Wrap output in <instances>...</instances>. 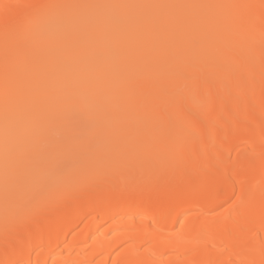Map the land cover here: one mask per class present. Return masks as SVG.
<instances>
[{"label":"bare ground","instance_id":"obj_1","mask_svg":"<svg viewBox=\"0 0 264 264\" xmlns=\"http://www.w3.org/2000/svg\"><path fill=\"white\" fill-rule=\"evenodd\" d=\"M5 4L0 264H264V0Z\"/></svg>","mask_w":264,"mask_h":264},{"label":"snow or ice","instance_id":"obj_2","mask_svg":"<svg viewBox=\"0 0 264 264\" xmlns=\"http://www.w3.org/2000/svg\"><path fill=\"white\" fill-rule=\"evenodd\" d=\"M4 9L5 16L7 17L9 13H11L15 9H21V8H34L36 6H30V5H11V4H5L0 6ZM44 17L37 11L32 12H25L22 15L19 16L18 19H16L10 26L6 24V34H9V31L11 35H13L19 42H23L29 38V36L35 34L38 30L41 29L42 25L44 24ZM87 113H74L72 114V118L78 119L81 123H86ZM166 118L165 116H162V119ZM94 128L95 125H92ZM94 144H89V148H94ZM8 147L7 143L5 145V167L7 169L8 165ZM44 162L46 164H51L55 168H60L62 162L58 159L57 156V150L56 147L53 146L52 150L49 151L44 156ZM7 180V172L6 177Z\"/></svg>","mask_w":264,"mask_h":264},{"label":"rangeland","instance_id":"obj_3","mask_svg":"<svg viewBox=\"0 0 264 264\" xmlns=\"http://www.w3.org/2000/svg\"><path fill=\"white\" fill-rule=\"evenodd\" d=\"M228 2H230V1H228ZM183 14H185V13H183ZM187 22H192V19H188L187 20ZM131 58V57H130ZM167 70H172V68H173V62H172V59H169L168 60V63H167V65H166V67H165ZM196 78V76L195 77H193V79H195ZM130 88H134V89H132L130 92H129V94L130 95H138V94H140V92L141 91H143V89H140V87L138 86V85H136L135 83H131L130 84ZM129 95V96H130ZM173 117H175V116H173ZM122 150H123V148H122Z\"/></svg>","mask_w":264,"mask_h":264}]
</instances>
